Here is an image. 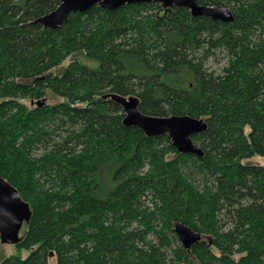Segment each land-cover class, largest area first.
Instances as JSON below:
<instances>
[{
    "label": "trees",
    "instance_id": "16d2710c",
    "mask_svg": "<svg viewBox=\"0 0 264 264\" xmlns=\"http://www.w3.org/2000/svg\"><path fill=\"white\" fill-rule=\"evenodd\" d=\"M196 1L235 21L96 6L53 31L61 0H0V177L32 212L1 264H264V0ZM120 97L205 120L204 156L124 126Z\"/></svg>",
    "mask_w": 264,
    "mask_h": 264
},
{
    "label": "water",
    "instance_id": "95a60500",
    "mask_svg": "<svg viewBox=\"0 0 264 264\" xmlns=\"http://www.w3.org/2000/svg\"><path fill=\"white\" fill-rule=\"evenodd\" d=\"M135 4H161L164 8L182 7L188 9L193 17H208L225 24L235 21L229 7L199 5L196 0H61L55 11L38 19L36 23L46 29L57 31L73 13H86L96 6L116 11L126 5ZM118 100L125 113L124 126L136 127L148 137L168 135L180 154L204 156L202 147L193 141V137L207 131L208 125L205 120L190 116H149L140 111L137 99L120 97ZM31 217L29 203L24 201L15 187L0 177V243L18 245L23 226L30 223ZM174 231L181 245L187 250L203 241L200 233L183 223H177Z\"/></svg>",
    "mask_w": 264,
    "mask_h": 264
},
{
    "label": "rangeland",
    "instance_id": "374dc122",
    "mask_svg": "<svg viewBox=\"0 0 264 264\" xmlns=\"http://www.w3.org/2000/svg\"><path fill=\"white\" fill-rule=\"evenodd\" d=\"M220 56L216 58L215 61L209 60L207 66L210 68L217 69L222 67L226 61V57L223 53L219 52ZM222 60V61H220ZM89 66L93 64L90 61H85ZM208 241V240H206ZM12 256H20L23 259H26L30 256V251L26 249H20L16 245H0V264L7 258ZM49 264H57L56 258L52 257Z\"/></svg>",
    "mask_w": 264,
    "mask_h": 264
}]
</instances>
